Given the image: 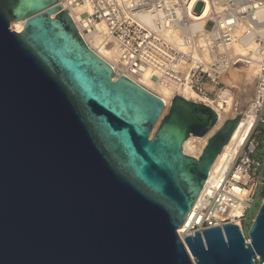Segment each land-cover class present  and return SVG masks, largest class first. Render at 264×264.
<instances>
[{
    "label": "water",
    "instance_id": "obj_1",
    "mask_svg": "<svg viewBox=\"0 0 264 264\" xmlns=\"http://www.w3.org/2000/svg\"><path fill=\"white\" fill-rule=\"evenodd\" d=\"M59 2L0 0V264H264V202L250 242L233 225L178 235L241 117L185 154L219 114L179 95L164 114L114 80Z\"/></svg>",
    "mask_w": 264,
    "mask_h": 264
},
{
    "label": "built area",
    "instance_id": "obj_2",
    "mask_svg": "<svg viewBox=\"0 0 264 264\" xmlns=\"http://www.w3.org/2000/svg\"><path fill=\"white\" fill-rule=\"evenodd\" d=\"M59 6L96 54L116 49L114 80L124 76L145 87L150 79L175 94L188 89L208 105L236 89L231 72L255 74L254 98L239 114L249 126L246 137L209 177L178 230L184 240L233 225L250 242L249 217L264 196V165L256 161L264 134V0H60Z\"/></svg>",
    "mask_w": 264,
    "mask_h": 264
},
{
    "label": "bare ground",
    "instance_id": "obj_3",
    "mask_svg": "<svg viewBox=\"0 0 264 264\" xmlns=\"http://www.w3.org/2000/svg\"><path fill=\"white\" fill-rule=\"evenodd\" d=\"M24 23H17L15 25L14 31L17 33H20L23 31ZM108 64H110L112 67H115L116 65V49L112 48L111 50H102L101 56ZM255 77V74L252 71L249 70H243V71H233L230 73V78L233 84L239 86L240 92H245L246 89H248L249 85L251 86V83ZM145 89L149 91V89L155 90L157 96H159L164 103L168 106L169 100L173 99L174 96L179 95L186 100L189 101H197V96L193 92H191L188 89L180 91L178 94H175L174 92L156 87L153 82L150 79L144 80ZM154 91V92H155ZM155 94V95H156ZM208 106L212 107L220 117L219 123L215 127V129L204 139H198L200 142H198L195 138H191L188 142L184 145V152L187 155H192L193 157L198 158L207 143L208 138L219 128L224 124L228 118L234 119L239 116L236 110V100L232 92H228L227 95L222 97L220 101H217V104H211L209 103ZM166 113V111H165ZM164 113V114H165ZM249 126L245 122H241L234 132L230 143L224 148L223 152L220 154L218 159L216 160L213 168L210 172V177H212L216 172H218V167L221 163H225L230 156L234 153V150L236 146L240 145L248 132ZM197 205V204H195ZM184 227V226H183Z\"/></svg>",
    "mask_w": 264,
    "mask_h": 264
},
{
    "label": "rangeland",
    "instance_id": "obj_4",
    "mask_svg": "<svg viewBox=\"0 0 264 264\" xmlns=\"http://www.w3.org/2000/svg\"><path fill=\"white\" fill-rule=\"evenodd\" d=\"M201 8H202L201 6H198L196 11L200 12ZM212 28H213V24L209 23L207 25V30H211ZM234 86L236 87V89L232 93H233V95L235 97V100H236L237 113L238 114L245 113L248 110V108L250 106V103L252 102V100L254 98V94H255L254 79H253V81L251 83V86L249 85L248 89H246L245 92H240L239 86H237L235 84H234ZM149 91L151 93H153V94H156L155 90L149 89ZM171 102H172V99L169 100V105L167 106L165 114H167V112H168V110L170 108ZM229 119H231V118H228V120ZM196 140L198 142H200V140H198V139H196ZM256 161L258 163H260V166H261V169H262L263 165H264V134L262 135V139H260V148H259V150L257 152V155H256ZM222 165H223V163H221L219 165L220 167H218V170L222 168ZM263 199H264V196L262 197V195H261L259 197L258 201H257L256 207L254 208V210L250 214L248 226L252 225V220L256 217V215H257V213L259 211V208H260V206L262 204V200Z\"/></svg>",
    "mask_w": 264,
    "mask_h": 264
}]
</instances>
